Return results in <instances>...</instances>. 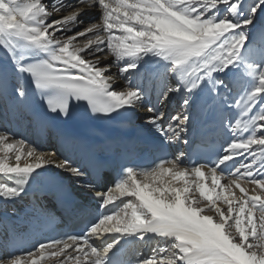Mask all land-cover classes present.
I'll return each mask as SVG.
<instances>
[{
  "label": "snow or ice",
  "instance_id": "1",
  "mask_svg": "<svg viewBox=\"0 0 264 264\" xmlns=\"http://www.w3.org/2000/svg\"><path fill=\"white\" fill-rule=\"evenodd\" d=\"M79 5L63 19L49 22L54 13L66 11L69 5L59 0L49 11L43 0H0V47L8 52L17 73L32 77L50 112L66 116L73 98L86 100L94 113L106 115L134 108L144 100L147 89L131 77L125 90L114 89L113 77L106 75L109 68L100 66L105 53L123 62L121 76L136 70L146 57L162 60L165 82L159 102L163 104L171 93H183L184 108L205 82L223 98L226 107H233L228 102V73L255 57L254 83L235 103H243L245 115L257 103L260 109L243 124L242 130L250 132L247 138L234 135L209 165L181 167V153L151 168H124L123 175L104 192L95 191L92 183L84 185L99 201L101 213L86 225L82 235L67 234L38 243L33 251L21 255L14 254L15 248L9 250L16 239L9 235L0 240V264H39L45 253L54 258L51 264H110L108 254L121 236L142 240L149 234L164 243L153 248L141 264H264V31L259 42L248 43L249 26L258 13H264V0H79ZM91 7L98 8V22L75 35L58 38V33L72 31L67 21L75 24L80 13ZM85 36L82 45H74L77 38ZM3 73L6 91L8 71L3 69ZM168 73L177 76L175 87L166 83ZM219 73H225L226 78L218 79L214 74ZM16 95L25 97V89L19 87ZM164 117L163 111H156L148 121L161 135L172 133L178 138L186 131L179 123L180 113L171 117L167 128L160 127ZM228 126L235 134L240 121ZM25 145L24 139L0 131V174L14 184L0 182V199L5 202L20 197L34 174H40L37 170L46 171L48 166L66 170L77 179L86 178L87 170L73 166L69 158L58 161L55 153L37 152ZM253 146L261 151L256 153ZM12 158L15 163H8ZM95 167L99 171L100 166ZM208 175L211 186L205 182ZM222 177L227 178V184L221 183ZM241 181L254 185L252 191L259 194L249 195ZM233 188H239L240 197ZM58 192L54 189L53 194ZM125 197L129 198L126 203H118ZM36 211L42 213L43 209ZM113 236L116 238L100 249L89 242L93 238L108 241Z\"/></svg>",
  "mask_w": 264,
  "mask_h": 264
},
{
  "label": "bare ground",
  "instance_id": "2",
  "mask_svg": "<svg viewBox=\"0 0 264 264\" xmlns=\"http://www.w3.org/2000/svg\"><path fill=\"white\" fill-rule=\"evenodd\" d=\"M53 3H59V0H50L49 3L50 9H52ZM63 3L69 5L68 9L60 13H54V15L49 18V22L51 21V19H63L65 16L70 15L72 11H75L77 6H80L79 0H63ZM87 13L90 14L89 16L91 15L97 16L98 8L91 7L85 9L80 13L79 17L77 18L78 21L75 24H73V22L71 21H67L66 26L69 25L68 28H71L72 26L76 25L83 16H86L85 14ZM85 41L86 39L76 40L77 42L76 46L82 45ZM0 57L7 59V61L11 65L12 70L15 73L16 80L13 83L15 89L17 90L19 87H23L26 91L25 97L18 98L16 95V97L12 101L6 95V91L4 88V81L0 80V131L10 132L12 136L16 139H21V138L24 139L26 141L25 148H27L28 145H31L37 150V152H40V150H47L46 152L43 153L45 154L55 153L58 161L63 160L65 158H69L71 161L74 162L73 166H78L75 163V160L71 156L77 150L81 149L80 145L78 146L76 144H64L63 140L59 138H53L51 133L47 134V129L43 128V126L36 127L35 124H33L32 121L27 117L25 107L27 105L29 95L32 96V99H37L38 94L40 93V90L34 86L32 82V77L27 73L20 74L14 70V66L11 63L9 54L3 47H0ZM95 58L96 57L94 56H85V59H95ZM101 60H102V64L100 66L109 68V71L106 72V75L113 77V87L115 90L117 91L125 90L127 87L126 80L128 77H131L134 83L139 82L142 87L144 88L147 87V95L145 96L144 100L140 102L136 107L131 108L132 113L134 115H137L138 121H143L147 127H150L154 134L159 135L161 137H165L170 142L175 159L177 157H180L181 153L184 154V156L178 161L181 167L190 168L199 165L195 163L190 164L187 162L188 151L196 140L208 141L210 137L212 138L216 137L222 144H224V148H225V146L233 139L234 135L237 137H243V136L245 137L244 134H246L247 132L242 131L241 120L235 119L233 115H231V113L229 112V110H231L233 107L231 108L226 107V102L222 98H218L216 95H214L215 97L211 102H209L206 106H203L202 102L205 99L203 98L202 92L201 94H195V97L190 101V111L187 116L188 119L183 123H180L181 128L186 129V131H181L179 133L178 138H176V136H174L172 133H168L167 135H161V133L158 131L157 126L152 125L148 122L149 121L148 115L149 114L153 115L155 113L154 111L155 106L153 107V105L151 104V100L157 97L159 82H156L155 77L156 75H159L161 71H154L152 75H149V73H147L148 72L147 67L149 65H147L145 69L146 71L145 73L147 75L140 76L139 70L143 68V66L140 65L136 70L127 73L126 76H121L119 72V67L122 65L123 63L122 61L117 60L115 63H113V61H111V56L108 55L107 53L101 56ZM234 73L235 71L229 73L230 74L229 76L232 77ZM214 75L219 76V74H214ZM149 86H151V89L149 88ZM202 86L205 90L204 91L205 94L210 96L212 92L211 85L205 82V84H203ZM250 88L251 87H249L248 90H250ZM151 90H152V96L150 97ZM73 102L77 103L78 99H73L69 101V104ZM214 104H217L216 115L219 116V120L221 122L226 123L228 125L229 122H231L233 126H235L236 122L240 121L239 131H237L235 134L233 133V131H231V133L228 136H224L221 132L214 134H206V130L209 127L215 126V124L209 122V118L211 117L214 111ZM237 107H240V109H235L234 111H232V113L236 115L241 113L240 110L242 111L243 103H241L240 106L237 105ZM149 108H153V111L150 112ZM169 108H171L169 102H165L162 106V109L160 110L165 113L164 120L161 122L160 127L167 128V126H165L166 117H167L166 111ZM41 132H44V137L43 139L40 140L38 139V137ZM184 141H187V143H184ZM2 155L3 153H0V156ZM7 162L10 164H14L15 160L14 158H12ZM25 162L26 161L22 157L21 164L23 165ZM27 162H31V161H27ZM244 162H246V159L244 160ZM166 166H170V165H166ZM222 168H224V170L226 171L230 170V168H225V166H222ZM203 170L205 171L206 174H208V168H204ZM37 171H40L39 175H49V176H56L62 178L68 184V186L72 188L76 196L81 201H86L90 204H95V205L96 204L99 205V201L96 199L93 193L84 185L88 183H92L96 185L95 191L104 192L107 191V188L111 186V184H114L113 181L108 176L105 175H102L95 179H91L89 175L86 173V178L81 180V179H77L75 176L68 173L66 170L55 169L52 168L51 166H48V169L46 171L44 170H37ZM166 179H170V177H166ZM223 180H227V178L222 177L221 181ZM206 181L211 182L210 175H208ZM0 182H6L9 184V186H14L13 182L8 181L7 178L4 177L2 174H0ZM155 183L159 186L158 181H156ZM177 183L178 185L180 184V182ZM221 183L227 184L228 180L226 182H221ZM207 184L211 186V183H207ZM241 184L243 187H247L248 183L241 181ZM232 191L234 192L235 196L240 195L239 188H233ZM128 199L129 198L127 197L119 198L118 201L120 202V200H122L124 202V200H128ZM55 203H56L55 196L44 197L40 194V187L31 184L25 186V191L21 194L20 197L16 198L14 201L5 202L3 199H0V240H4L9 235H13V234L18 237H28L31 234H33L32 230L35 221L42 218V213H38L36 209L37 208L43 209V212L44 211L55 212V208H56ZM219 203L221 207L223 206L226 209L227 206L223 204V202H219ZM115 238H116L115 236L110 237L108 241H105L104 239H100V238H93L89 242L94 247L100 249L106 245V242H111V240ZM153 239L154 237H152L151 234L145 236V238L142 240L137 238L136 236H121L119 238L118 243L113 247L111 252L108 254L109 259L110 260H112L113 258L124 259L127 261V264H141V262L146 257H148L147 247L149 246L150 242ZM38 243H44L43 239H39L38 242L35 243V246L31 245L29 246L28 249H25L23 252L21 253L15 252L14 254L21 255L26 252H29L35 249ZM137 248H139V251H137ZM52 259L54 258L49 257L47 253H45V258L43 260H40L39 264H51Z\"/></svg>",
  "mask_w": 264,
  "mask_h": 264
},
{
  "label": "rangeland",
  "instance_id": "3",
  "mask_svg": "<svg viewBox=\"0 0 264 264\" xmlns=\"http://www.w3.org/2000/svg\"><path fill=\"white\" fill-rule=\"evenodd\" d=\"M44 3H46L47 5H48V10L49 11H52V9H50V6H49V3H50V0H47V1H43ZM245 2L246 3H251V0H245ZM86 16H83L82 18H81V20L80 21H82V23H77L76 25H74V26H72L70 29H72V31H70V32H65V33H63V34H57L58 35V38H61V37H66V36H71L72 34L73 35H75V33L76 32H78V31H81L86 25H89L91 22H98V16H99V12H98V14H97V16H93V15H91V16H89L90 14L89 13H87V14H85ZM67 27H69V25H67ZM261 31H264V13H258L256 16H255V18L253 19V24L252 25H250L249 26V40H248V43H252L253 42V40H251L250 38L251 37H253V36H257V38H260V33H261ZM60 36V37H59ZM85 39H87V36H85V37H79V38H77L76 40H85ZM76 40L73 42L74 43V45H76L77 44V42H76ZM255 41H257V42H259V39H257V40H255ZM77 46H79V45H77ZM247 46V45H246ZM116 58L115 57H112L111 56V61H113V63H115L117 60H115ZM149 62L150 63H152L153 65H155L156 66V71L158 70V68H160V67H163L164 69H163V71L160 73V75H159V78L158 79H161V80H163V83L165 82V77H164V71H165V67H164V62L162 61V60H159L158 58H156V57H152V56H150V57H146L145 58V60L144 61H142L141 62V64L140 65H142L143 66V68L141 69V70H139V74H140V76H142V75H147L145 72V69H146V66H147V64H149ZM153 69V68H152ZM147 71H148V68H147ZM222 79V76H220L219 77V79ZM178 83V81L173 77V74L172 73H168L167 75H166V83L170 86V84H173V83ZM163 83H162V86H163ZM127 86V85H126ZM145 89H147V87H145ZM240 93V94H239ZM228 95L229 96H233L234 95V92H232L231 91V93H228ZM236 96H237V99H238V97H240V96H242V93L239 91V92H237V94H236ZM259 109H260V104L259 103H257V105L253 108V110H252V112L251 113H249V115L248 116H244L243 115V113H240V114H238L236 117H238V118H240V119H244V118H248L249 119V117L252 115V114H254L256 111H259ZM176 110H177V112H176ZM176 110H173L172 112H171V115H173L175 112H176V114L177 113H180L181 114V112H185L186 111V108H184L183 107V105L181 106V107H176ZM175 114V115H176ZM181 119H182V117H181ZM250 134V132H247L246 134H244L245 135V137L243 136V138H247V136ZM261 133H259V132H257V135H260ZM51 149V148H50ZM49 150V149H48ZM47 150H40V152H46ZM253 151H255L256 153H259L261 150L259 149V148H256L255 146H253ZM238 159H248V158H246V157H240V158H238ZM247 162H249V159L248 160H246V163ZM231 170V169H230ZM229 170V171H230ZM244 182H246V181H244ZM246 183H248V182H246ZM255 186L254 185H252V184H250V183H248L247 184V189L249 190V195H255V194H259V193H257V192H253L252 191V189L254 188ZM76 195V194H75ZM237 197H239V196H241V193H240V195H236ZM223 207V206H222ZM225 208V207H224ZM204 214H211V213H208V212H205ZM215 218V217H214ZM215 220V219H214ZM34 250V249H33ZM33 250H31V251H33ZM27 253V252H26ZM25 254V253H24ZM149 257V256H148Z\"/></svg>",
  "mask_w": 264,
  "mask_h": 264
}]
</instances>
